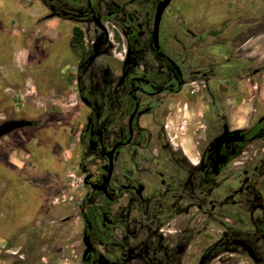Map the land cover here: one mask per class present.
Here are the masks:
<instances>
[{
    "label": "flooded vegetation",
    "instance_id": "1",
    "mask_svg": "<svg viewBox=\"0 0 264 264\" xmlns=\"http://www.w3.org/2000/svg\"><path fill=\"white\" fill-rule=\"evenodd\" d=\"M165 1L37 0L73 58L50 85L76 90L65 138L87 189L80 264H264V112L235 126L213 84L225 26L251 28L257 1L205 28L181 15L190 0H171L155 44ZM188 113L194 151L176 133ZM12 120L31 122L15 132L45 126Z\"/></svg>",
    "mask_w": 264,
    "mask_h": 264
},
{
    "label": "rangeland",
    "instance_id": "2",
    "mask_svg": "<svg viewBox=\"0 0 264 264\" xmlns=\"http://www.w3.org/2000/svg\"><path fill=\"white\" fill-rule=\"evenodd\" d=\"M252 1L190 0L180 12L206 28ZM256 1L251 28L225 26V66L213 83L221 109L237 127H247L255 110L264 112V0ZM45 15L37 0H0V124L45 119L41 130L0 139V264H80L82 254L80 206L87 189L78 171V141L65 138L73 130L76 90L50 85L53 72L73 58L60 39L61 26L40 23ZM191 86L201 95L199 80ZM187 105L198 115L204 111L201 96ZM194 117L188 113L176 131L192 151L198 141Z\"/></svg>",
    "mask_w": 264,
    "mask_h": 264
},
{
    "label": "water",
    "instance_id": "3",
    "mask_svg": "<svg viewBox=\"0 0 264 264\" xmlns=\"http://www.w3.org/2000/svg\"><path fill=\"white\" fill-rule=\"evenodd\" d=\"M171 0H166L158 9L156 20H155V27H154V33H153V38L155 44H158V37H159V26H160V21L161 17L164 13L165 8L167 7L168 3ZM31 125V122L25 121V120H12V121H6L0 125V139L8 136L9 134L23 129L25 127H28Z\"/></svg>",
    "mask_w": 264,
    "mask_h": 264
}]
</instances>
